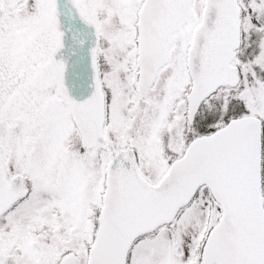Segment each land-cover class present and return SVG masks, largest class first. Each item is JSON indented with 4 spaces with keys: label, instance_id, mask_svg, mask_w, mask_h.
Returning a JSON list of instances; mask_svg holds the SVG:
<instances>
[{
    "label": "snow or ice",
    "instance_id": "obj_1",
    "mask_svg": "<svg viewBox=\"0 0 264 264\" xmlns=\"http://www.w3.org/2000/svg\"><path fill=\"white\" fill-rule=\"evenodd\" d=\"M0 264H264V0H0Z\"/></svg>",
    "mask_w": 264,
    "mask_h": 264
}]
</instances>
